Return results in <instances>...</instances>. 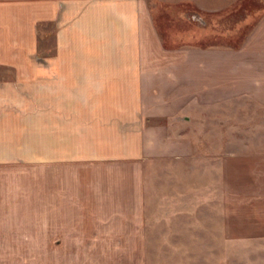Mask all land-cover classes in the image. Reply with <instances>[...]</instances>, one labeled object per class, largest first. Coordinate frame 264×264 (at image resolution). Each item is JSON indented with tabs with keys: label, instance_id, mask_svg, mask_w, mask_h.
Returning <instances> with one entry per match:
<instances>
[{
	"label": "crops",
	"instance_id": "obj_1",
	"mask_svg": "<svg viewBox=\"0 0 264 264\" xmlns=\"http://www.w3.org/2000/svg\"><path fill=\"white\" fill-rule=\"evenodd\" d=\"M0 72V264H146L170 163L204 164L216 236L264 245V16L167 49L147 0H0Z\"/></svg>",
	"mask_w": 264,
	"mask_h": 264
},
{
	"label": "rangeland",
	"instance_id": "obj_2",
	"mask_svg": "<svg viewBox=\"0 0 264 264\" xmlns=\"http://www.w3.org/2000/svg\"><path fill=\"white\" fill-rule=\"evenodd\" d=\"M154 25L167 49L189 46L206 47L227 44L236 47L252 26L264 16V0H198L204 7L214 5L222 14H209L189 0H147ZM213 7V6H212ZM247 12L246 17L231 19L238 12ZM244 19V20H243ZM228 20V22L217 21ZM231 29H225L224 25ZM45 28V27H43ZM42 28V29H43ZM222 30L225 31L221 34ZM51 33V29H48ZM41 32V31H40ZM52 38L40 41V50L51 46ZM1 73V72H0ZM172 179L173 164H160L151 171L150 192L165 194L158 199L163 201L169 212L164 216L156 212L150 220L152 233L146 246V264H262L264 245L237 243L232 237L229 242L223 236H216L219 230L214 222L206 223L205 212V168L196 165L195 180H191L188 163H179ZM166 173H170L169 175ZM153 194V195H154ZM157 199V196H152ZM152 198V199H153ZM158 202H155L157 206ZM172 209H175L172 211ZM156 216V218H155ZM212 219V218H211ZM214 219V218H213ZM158 221V222H157ZM163 223L169 227L158 233L156 226ZM154 225V226H153ZM208 228H207V227ZM212 229L214 232H212ZM236 229H230L234 234ZM161 236H164L162 238ZM168 236V237H165ZM222 237V238H221Z\"/></svg>",
	"mask_w": 264,
	"mask_h": 264
},
{
	"label": "trees",
	"instance_id": "obj_3",
	"mask_svg": "<svg viewBox=\"0 0 264 264\" xmlns=\"http://www.w3.org/2000/svg\"><path fill=\"white\" fill-rule=\"evenodd\" d=\"M246 16H247V12L243 13V12L241 11V12L236 13V15H234L231 19H237V18H241V19H242V17L244 18V17H246ZM243 20H244V19H243ZM221 22H222V23H223V22L226 23V22H228V20H221V21H217L216 23H217V24H218V23H219V24H222ZM224 28H225V29H227V28H228V29H231V28H229V25H227V24L224 25ZM225 31L227 32L228 30H224V31L222 30L221 34H223Z\"/></svg>",
	"mask_w": 264,
	"mask_h": 264
}]
</instances>
